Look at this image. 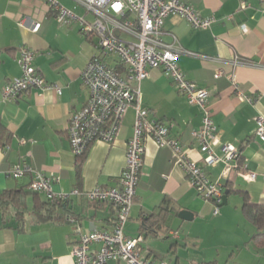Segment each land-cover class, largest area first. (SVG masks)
I'll return each mask as SVG.
<instances>
[{"label": "crops", "instance_id": "0c3cea01", "mask_svg": "<svg viewBox=\"0 0 264 264\" xmlns=\"http://www.w3.org/2000/svg\"><path fill=\"white\" fill-rule=\"evenodd\" d=\"M60 1L93 18L73 0ZM190 2L203 16L215 15L217 21L208 29H196L185 18L170 15L162 37L170 43L176 37L183 48L178 62L186 76L210 91L218 137L212 148L223 157V148L234 146L240 160L230 171L224 161L205 164L206 153L194 135L203 127V110L176 88L162 68H152L140 81L138 103L155 118L173 124L172 136L190 158L206 168L212 180L222 183L224 193L229 191L228 201L215 214L214 203L199 196L182 167L173 162L172 148L161 147L148 136L125 233L143 237L142 255L153 264H219L220 249L212 244L217 242V233L228 228L233 233L225 251L232 249V258L237 247L240 252L248 251L252 263L264 262V250L251 241L256 227L242 212L244 198L231 191L243 190L253 202L264 204V141L256 133L257 120L264 116V0ZM24 16L40 20L41 29L33 32L21 26L18 22ZM24 46L34 50V64L49 88H33L15 100H4V86L22 74L18 57ZM97 52L96 37H87L75 23H59L41 0H0V120L6 128L0 144V192L22 186L31 190V174L20 179L7 175L18 163H28L53 178L52 189L58 194L119 184L134 131L136 103L128 108L112 143L98 140L92 144L81 178L69 137L72 112L89 99L82 74ZM41 195L46 197L44 192ZM69 202L72 211L65 220L38 222L29 195L22 230L0 211V264H75L72 251L82 233L113 228L114 204L84 195H72ZM182 210L192 215L181 217ZM155 212L160 214L158 230L145 231L146 217ZM250 258H241L240 263L250 264ZM108 264L126 263L113 260ZM225 264H231L230 260Z\"/></svg>", "mask_w": 264, "mask_h": 264}, {"label": "built area", "instance_id": "2783aa9c", "mask_svg": "<svg viewBox=\"0 0 264 264\" xmlns=\"http://www.w3.org/2000/svg\"><path fill=\"white\" fill-rule=\"evenodd\" d=\"M41 1L48 11L54 13L59 23H75L87 37L97 38L98 52L90 58L82 74L89 99L81 109L72 112L69 120L73 152L82 154L98 140L112 143L128 108L136 103L134 131L127 143L126 166L116 186H97L88 191L76 188L58 194L52 189L53 178L28 163L14 165L7 170V175L20 179L31 174L29 188L44 192L49 198L68 199L72 195H84L89 200L117 207L112 229H94L81 234L72 251L75 264H108L113 260L126 264H153L142 255L143 237L126 235L124 227L142 175L146 138L152 137L159 146L172 148L173 162L182 167L198 195L214 203L215 214L220 212L224 186L212 180L206 168L185 153L178 139L172 136L171 122L155 118L149 109L140 106L139 84L149 76L152 68H162L176 88L203 110V127L194 135L200 140L201 151L206 153L205 164L224 161L226 170L230 171L237 160L238 150L226 145L221 157L212 148V142H217L218 137L209 105V89L200 87L186 76L178 62L183 48L176 37L171 43L162 37L165 19L170 15L185 18L196 29L210 28L217 18L215 15L203 16L190 0H73L87 13L93 14L91 19L78 14L60 0ZM18 23L33 32L42 27L40 20L28 16L20 18ZM34 59L32 48L24 46L20 49L18 61L22 74L4 86V100H15L33 88H49ZM54 86L58 92L61 91L59 85ZM256 133L264 141V116L257 120ZM175 234L178 236L177 232Z\"/></svg>", "mask_w": 264, "mask_h": 264}, {"label": "trees", "instance_id": "16d2710c", "mask_svg": "<svg viewBox=\"0 0 264 264\" xmlns=\"http://www.w3.org/2000/svg\"><path fill=\"white\" fill-rule=\"evenodd\" d=\"M5 133L6 128L0 120V144L2 146V139ZM89 149L84 151L82 154L76 155V168L79 178L82 176L83 165L88 155ZM237 159L240 160L239 155ZM231 191L240 194L244 198L242 212L246 219H248L256 227V231L253 233L251 241L258 248L264 250V204L253 202L250 199L248 193L243 190L231 189ZM29 195H32L31 211L38 222H46L49 220L61 222L65 220V218L68 217V214L72 211L69 202L70 198H49L47 195L46 197H43L41 192L29 190L27 186H22L18 189H8L0 192V211L3 213L4 218L8 217L14 220V224L18 230L25 228L26 214L29 211ZM159 217L160 214L157 212L146 217L143 223L144 230H158L159 226L156 222L159 221ZM215 263L216 262H208L203 264Z\"/></svg>", "mask_w": 264, "mask_h": 264}, {"label": "rangeland", "instance_id": "374dc122", "mask_svg": "<svg viewBox=\"0 0 264 264\" xmlns=\"http://www.w3.org/2000/svg\"><path fill=\"white\" fill-rule=\"evenodd\" d=\"M225 206H226V204L225 205H221V208H223ZM226 230H224V233L223 232L217 233V236L215 238L217 240V242L212 244L214 246L217 245V248L220 249L221 255L219 256V258H220L219 264H225L227 259L230 260L231 264H242V262L240 263V261H242L241 258L242 259H246L248 261V258H250V257H251L250 259H252L250 261V264H264V262H260L259 263L258 261H256V263L255 262L252 263L254 258H252V256H250L248 254V251H241L240 252L237 247L234 248L235 251H236V254L234 253V256L232 258L231 255H230V252H231L232 249L227 250L228 252H226L225 251V246L228 247L230 245V243H231L230 241L232 240V236L230 234L233 233V232H230V229H228V228H226ZM213 241H214V239H213Z\"/></svg>", "mask_w": 264, "mask_h": 264}, {"label": "water", "instance_id": "95a60500", "mask_svg": "<svg viewBox=\"0 0 264 264\" xmlns=\"http://www.w3.org/2000/svg\"><path fill=\"white\" fill-rule=\"evenodd\" d=\"M228 193H229V191L226 190L225 193H224L223 201H222L221 205H224V204L227 203V201H228ZM188 213L191 214V212H189L188 210H182V211L180 212L179 215H180L181 217H187ZM191 215H192V214H191Z\"/></svg>", "mask_w": 264, "mask_h": 264}]
</instances>
